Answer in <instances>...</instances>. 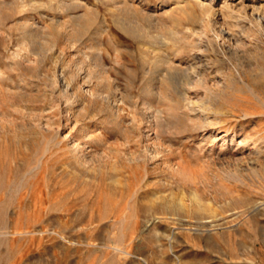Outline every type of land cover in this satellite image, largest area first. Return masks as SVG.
Here are the masks:
<instances>
[{
    "label": "rangeland",
    "instance_id": "1",
    "mask_svg": "<svg viewBox=\"0 0 264 264\" xmlns=\"http://www.w3.org/2000/svg\"><path fill=\"white\" fill-rule=\"evenodd\" d=\"M117 1L0 0V264H264V0Z\"/></svg>",
    "mask_w": 264,
    "mask_h": 264
},
{
    "label": "bare ground",
    "instance_id": "2",
    "mask_svg": "<svg viewBox=\"0 0 264 264\" xmlns=\"http://www.w3.org/2000/svg\"><path fill=\"white\" fill-rule=\"evenodd\" d=\"M115 4L116 3H120V1L118 2L117 0H112ZM180 2H183V6L181 5V7L183 8V7H185L186 8V6H190V3H189V1H187V0H177V4H179ZM122 3L123 4H125L123 1H122ZM128 6H131V5H128ZM127 6V7H128ZM179 7V6H178ZM180 7V8H181ZM121 8H123V7H121ZM126 8V6L124 7V9ZM129 8V7H128ZM195 8V7H194ZM193 8V9H194ZM209 6H206V5H201V3H199V8H198V10H199V12H200V15H205L208 11H209ZM127 9V8H126ZM195 10H196V8H195ZM197 12V11H196ZM199 14V13H198ZM196 17L198 18L199 16H197L196 15ZM200 18V17H199ZM202 21V20H201ZM259 21H260V17H259ZM130 24V23H129ZM128 27V26H127ZM129 27H130V25H129ZM130 29V28H129ZM188 30H190V29H188L187 28V30H186V35L185 36H180L183 40L184 39H186V37L188 36V37H191L192 36V34L191 33H189L188 32ZM191 31V30H190ZM198 31V30H197ZM196 30H194L193 31V33H196L197 32ZM188 32V33H187ZM172 33L174 34V35H178L179 33H177L176 31H172ZM184 33V34H185ZM178 37V36H177ZM180 38V39H181ZM190 40V39H189ZM237 40V39H236ZM241 41V40H240ZM187 42H189V41H187ZM196 67V68H195ZM194 68H192V69H190V70H188V69H181L179 72L181 73V82H182V84L183 85H189L190 84V81L192 80V78H199L197 75H199L198 73V71L196 70L197 69V67H200V66H195ZM171 70V69H170ZM170 72V71H169ZM87 74V73H86ZM85 77L87 76V75H84ZM199 81H201L202 82V78H200L199 79ZM188 88V87H187ZM187 88H185V89H187ZM211 106V105H210ZM209 108V107H208Z\"/></svg>",
    "mask_w": 264,
    "mask_h": 264
}]
</instances>
